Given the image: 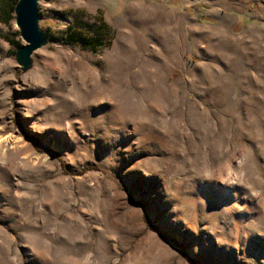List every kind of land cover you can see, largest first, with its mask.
<instances>
[{
  "label": "rangeland",
  "instance_id": "1",
  "mask_svg": "<svg viewBox=\"0 0 264 264\" xmlns=\"http://www.w3.org/2000/svg\"><path fill=\"white\" fill-rule=\"evenodd\" d=\"M0 0V264H264V0Z\"/></svg>",
  "mask_w": 264,
  "mask_h": 264
},
{
  "label": "water",
  "instance_id": "2",
  "mask_svg": "<svg viewBox=\"0 0 264 264\" xmlns=\"http://www.w3.org/2000/svg\"><path fill=\"white\" fill-rule=\"evenodd\" d=\"M15 9L17 25L27 42L26 45L18 47V57L28 63L31 53L47 42L46 35L39 25V0H18Z\"/></svg>",
  "mask_w": 264,
  "mask_h": 264
}]
</instances>
